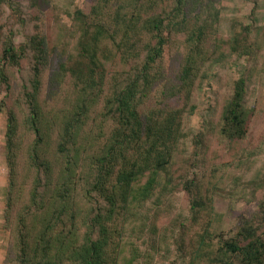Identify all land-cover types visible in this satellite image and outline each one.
Segmentation results:
<instances>
[{
	"label": "trees",
	"instance_id": "obj_1",
	"mask_svg": "<svg viewBox=\"0 0 264 264\" xmlns=\"http://www.w3.org/2000/svg\"><path fill=\"white\" fill-rule=\"evenodd\" d=\"M23 1L0 0V12L8 7L20 13ZM220 1L78 0L73 11L62 12L59 20L66 18L76 32L72 48L60 55L65 56L60 69L74 93L61 116L67 119H54L39 105L37 62L46 54L44 40L29 36L19 45L13 39L2 42L0 93L10 89V68L21 65L30 53L34 59L31 91L24 89L11 106L3 104L8 199L13 200L11 183L23 161L37 171L29 205L36 210L38 200H44L30 228L24 234L17 230L21 236L14 260L2 264H158L154 254L142 252L125 236L144 233L146 222L137 210L146 202L163 205L158 189L166 195L183 192L189 200L191 219L174 221L181 229L176 251L189 258L188 264H264L263 200L255 213L238 219L227 241H207L196 231L204 216L210 222L213 194L228 186L230 197L250 202L264 191V166L248 180L237 173L241 164L254 165L256 156H243L233 164L236 144L249 133L250 76L235 81L220 111L217 135L219 142L228 141L226 153L203 133L193 140L194 156L201 152L205 170L210 160L219 163L195 179L184 170L193 161L183 149L188 145L187 118L195 108L196 90L209 78L208 68L228 52L249 57L255 49L250 26L242 25L233 36L220 35ZM257 43H264V34ZM165 60L167 72L161 73ZM172 99L181 104L171 106ZM90 118L93 129H85L84 120ZM45 136L53 137L52 146L44 144ZM84 151L90 161V189L85 193L95 195L84 210L88 206L91 213L73 205L80 198L77 185L83 181H77L76 172ZM158 226L153 218L149 233L155 235Z\"/></svg>",
	"mask_w": 264,
	"mask_h": 264
},
{
	"label": "rangeland",
	"instance_id": "obj_2",
	"mask_svg": "<svg viewBox=\"0 0 264 264\" xmlns=\"http://www.w3.org/2000/svg\"><path fill=\"white\" fill-rule=\"evenodd\" d=\"M72 1L74 3H71ZM72 1L40 0L34 4L32 1L26 0L21 4L20 13L10 10L8 7L0 12V47L3 41L7 44L9 39H13L15 45L24 42L29 36L44 40L46 54L42 60L37 62L41 69L38 101L40 107H43L48 115L57 120L67 119L61 118V116L66 114L74 99L71 81L65 78L62 69H60V64L65 62V56L60 57V55L70 50L76 39L72 23L68 22L66 18L59 20L62 12L73 11L79 6L78 0ZM217 8L220 10L218 24L220 35L233 36L240 32L242 25L250 26V38L255 43V49L252 50V55L249 57H238L234 53L228 52L224 58L215 60L208 68L209 78L200 89L196 90L192 98V106L195 108L191 116L187 118L190 128L186 140L188 145H184L183 149L188 151L187 156L193 161L185 165L184 170L187 169L186 176L189 175L190 179H195V177L207 175L212 167L219 163L210 160V166L205 170L206 166L202 160L201 152L194 156L195 143L193 140L199 133H203L215 141L217 149L223 150V155L226 153L228 141L221 139L219 142L217 135L220 111L225 100L232 95L235 81L241 77L250 76L246 98L247 106L251 110L249 133L245 141L236 144L237 149H235L238 157L233 161L235 164L243 156L257 157L254 165L247 168L245 164H241L237 167V173L242 174L243 179L247 178L246 180H248L259 173L257 168L262 169L264 166V43L261 46L257 43L260 36L264 34V0H221ZM54 43L56 46L53 50ZM33 64V54L30 53L21 65L10 68L7 78L11 83L10 89L6 93H0V264L14 260L17 253L15 246L21 236L17 230H21L24 234L30 228V224L40 216L38 208L44 203V200H38V203L41 204L36 207V210L32 203L29 205L28 197L34 188L37 173L31 163L25 165L23 161L20 162L15 174L17 179L11 183L13 199L11 202H9L7 193L10 189L11 177L5 159L4 138L7 130V112L3 104L5 102L4 105L11 106L20 99L24 89L31 91ZM167 64L168 61L165 60L161 67V73L167 72ZM170 103L173 107L181 104L178 100L173 99ZM84 122L87 123L85 129H93L91 118ZM95 125L101 126V123H95ZM45 135L47 134L45 133ZM45 137L47 143L44 144L52 146L53 137ZM81 154V161L76 172L77 181H83L82 184L77 183L80 198L74 202L75 197L71 201L74 202V206L82 208L83 212L91 213L88 206L87 211L84 210L86 203L95 198V195L89 197L85 193V190L90 189L86 186V181L90 177V161L88 162V154L85 151ZM226 155L228 156V152ZM52 158L53 156L50 155L49 159L55 160ZM58 171L59 167L54 170V176ZM180 175H183V172ZM225 188L223 192L213 194L211 197L210 222L204 216L196 227L198 237L205 235L207 241L222 243L231 239L234 236V227L238 219L255 213L260 202L264 201V191L250 197L251 201L248 202L242 198L230 197L228 194L230 188L228 186ZM156 193L161 195L163 205L146 202L137 210L146 222L144 233L141 236H134L129 232L125 236L131 238L142 252L154 254L158 264H188L189 258L176 251V243L181 234L180 223H186L191 219L189 200L183 192L175 191L166 195L161 194L158 189ZM8 205L11 206L8 207ZM153 218L159 222L155 235L149 233L150 222ZM175 220L180 223L174 222ZM207 231L208 233H206Z\"/></svg>",
	"mask_w": 264,
	"mask_h": 264
}]
</instances>
